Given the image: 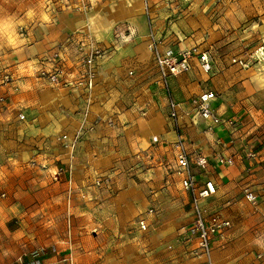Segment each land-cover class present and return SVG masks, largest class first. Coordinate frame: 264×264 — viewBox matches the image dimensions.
I'll use <instances>...</instances> for the list:
<instances>
[{
    "label": "crops",
    "instance_id": "obj_1",
    "mask_svg": "<svg viewBox=\"0 0 264 264\" xmlns=\"http://www.w3.org/2000/svg\"><path fill=\"white\" fill-rule=\"evenodd\" d=\"M141 1L90 0L91 5L79 12H50L45 17L38 14L36 21L27 19V33L19 39V48L9 50L0 67L13 79L11 83L0 79V97L6 99L5 108L0 104V132L7 136L9 132L27 133L32 142H20L23 136H15L13 154L22 158L19 152L23 154L24 148H30L28 144L31 147L35 144L49 151V158L56 165L66 168L65 183L72 182L83 189L92 187L90 184L98 173L115 167L125 171L136 164L140 159L134 155L137 151L144 159L153 156L152 162L159 166L156 172L161 185L172 184V177L177 175L180 183L176 158L178 144H183L191 158L197 155L206 158L208 167L201 179L211 180L216 186L215 194L203 200L202 205L208 214L217 215L231 225L226 235L215 241L212 263L256 264L257 254L264 249L263 108L256 114L252 98L247 92L239 91L240 86L234 87L237 82L233 83L227 72L205 83L200 66L194 60L189 72L169 79L170 95L178 103V117L172 119L168 96L157 80L156 70H141L144 65L139 53L147 57L146 42L118 43L124 35L123 29L131 30L133 40L147 34L148 21L141 11ZM157 24L160 27L162 22ZM77 32V37L86 40L95 37L103 42L102 47H109L107 57L96 62L93 88L87 89L84 84L62 88L37 80L34 70L43 65L39 64L41 56L54 51ZM193 44L188 41L182 43L181 48H175L189 50ZM73 52L75 56V50ZM76 75L75 70L71 77ZM201 92L215 94L212 107L221 120L240 119L241 124L213 125L195 115L191 100ZM262 98V91L254 94V99ZM20 114L25 116L24 120L19 119ZM108 119L114 120L113 127L104 122ZM79 129L82 132L77 147L68 152L70 148L65 145L69 144L61 143L60 136L66 134L74 140ZM229 159L232 164L228 163ZM113 176L109 178L112 180ZM115 180L119 187L124 178L120 176ZM168 190L163 191L164 194L167 195ZM182 190L180 197L185 205L179 206L180 211H189L192 216L189 196ZM148 191V188L125 186L108 205L116 218L106 222L104 227H121L122 220L140 212ZM246 191L256 197L254 203L247 201ZM80 243L83 246L82 238L70 249L50 246L27 253L12 264H75L76 245ZM111 251H104L107 258H119L122 253ZM196 260L202 264V260Z\"/></svg>",
    "mask_w": 264,
    "mask_h": 264
},
{
    "label": "rangeland",
    "instance_id": "obj_2",
    "mask_svg": "<svg viewBox=\"0 0 264 264\" xmlns=\"http://www.w3.org/2000/svg\"><path fill=\"white\" fill-rule=\"evenodd\" d=\"M86 1L87 7L90 6V0ZM84 3L85 0H0V67L3 59L10 54L9 50L19 48V39L27 33V19L36 21L38 14L45 17L50 12H79V9L86 8ZM144 3L142 0L141 11L148 21L147 34L133 40L131 30L126 29V32L123 29L124 35L118 42L136 45L146 42L147 57L143 58L139 53L144 65L141 70H156L161 84L155 61L156 51H179L175 47L181 48L182 43L193 41L191 47L211 55L208 53L212 71H200L205 83L220 73H229L233 83L237 82L234 87L240 86L239 91L247 92L252 98L253 111L257 114L262 107L264 114V0H148V3L144 0ZM158 22H162L160 27ZM72 34L54 51L62 49L72 59L79 41H85L95 48L105 49L109 54V47H102L100 39L93 37L86 40L77 37L75 34L78 32ZM44 55L39 60V64L43 65L34 70V76L52 85L40 77L41 71L52 70L54 64L42 61ZM94 67L96 73V63ZM5 75H9L11 80L5 82ZM0 79L3 83L13 81L5 70H0ZM68 79L72 83L73 76ZM69 82L58 87L69 88ZM163 90L166 93L164 86ZM260 91L263 92L262 100L254 99V94ZM261 119L264 121V117ZM225 121L232 127L241 124L240 119ZM104 122L110 127L115 125L113 119ZM79 132L82 130L79 129ZM3 133L0 132V264H12L21 255L36 253L50 246H67L70 249L81 238L84 247L82 243L76 245L75 264H198L190 246L180 235L181 229L193 219L191 205L189 203L192 216L189 211H180L179 206L185 204L180 197L182 187L178 175L172 177L173 188L171 183L166 187L161 185V178L156 172L159 166L152 162L153 156L144 159L137 151L134 155L140 159L136 164L125 171L115 167L98 173L90 184L92 187L83 189L72 182L65 183L66 168L56 165L49 158V151L28 144L30 148H24L26 152H19L22 158L13 154L15 136H23L20 142L33 140L27 133L9 132V136ZM64 136L68 135L60 136L61 143L70 144L72 140L69 137L63 139ZM65 147L72 152L77 144ZM167 173L166 178H169L172 174L168 176ZM112 175L111 180L109 177ZM120 176L124 180L117 187L115 178ZM99 179L110 181L97 186L95 182ZM104 186L106 189H101ZM125 186L150 190L146 193L144 207L136 215L122 220L121 227L106 228L105 223L116 218L111 215L108 205ZM165 190H168L167 195L163 192ZM150 209L154 210L153 214L149 213ZM143 219L147 222L146 230L139 228V221ZM117 250L122 252L119 258H107L104 252ZM261 251L257 254L256 264L264 261V249Z\"/></svg>",
    "mask_w": 264,
    "mask_h": 264
},
{
    "label": "built area",
    "instance_id": "obj_3",
    "mask_svg": "<svg viewBox=\"0 0 264 264\" xmlns=\"http://www.w3.org/2000/svg\"><path fill=\"white\" fill-rule=\"evenodd\" d=\"M86 2L85 0L84 4L87 7ZM107 53L105 49L95 48L86 44L85 41H79L76 54L72 59L67 57L62 49H57L51 54H45L42 61L53 62V69L41 71L40 77L52 85L63 86L68 84L69 76L76 70L77 75L73 77L72 83L69 82V85L85 84L86 88L90 89L94 83L95 63L97 59L105 57ZM194 60H197L203 72L210 73L212 71V63L208 53L202 52L197 48L179 51L168 50L163 53L156 51L155 53L159 79L166 89L170 117L172 119H177L178 117V103L170 95L169 79L189 72L192 69ZM240 64L244 66L243 62H240ZM10 80L11 77L5 75L4 81L8 82ZM215 98L216 96L212 92H201L191 100V105L195 115L205 121H210L213 125H222L226 121L221 120L212 107ZM0 104L6 106L4 97H0ZM24 118L23 114L19 115L20 120H24ZM67 138V136L63 137V139ZM79 138L80 132L69 146L75 147ZM178 146L179 153L176 158L177 174L181 177V187L188 194L193 211L192 221L181 229L180 235L182 240L190 246L194 257L202 260V264H213L212 252L214 243L217 239L226 235L231 225L229 221L217 215L208 214L202 205L203 200L211 197L216 192V186L213 181L201 179L208 167L206 158L203 155L191 158L183 144L179 143ZM232 162L231 159L228 160L229 164H232ZM109 181V179H99L95 183L97 186H101ZM245 197L252 203L256 200V197L249 191H246ZM149 213L153 214L154 210L150 209ZM139 228L146 230V220L139 221Z\"/></svg>",
    "mask_w": 264,
    "mask_h": 264
}]
</instances>
